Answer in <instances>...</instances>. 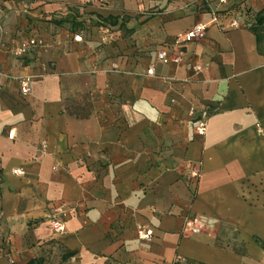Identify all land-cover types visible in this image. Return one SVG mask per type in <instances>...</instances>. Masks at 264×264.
I'll list each match as a JSON object with an SVG mask.
<instances>
[{
	"label": "crops",
	"instance_id": "0c3cea01",
	"mask_svg": "<svg viewBox=\"0 0 264 264\" xmlns=\"http://www.w3.org/2000/svg\"><path fill=\"white\" fill-rule=\"evenodd\" d=\"M227 1L0 0V264H264V0ZM196 24L200 72L157 61Z\"/></svg>",
	"mask_w": 264,
	"mask_h": 264
},
{
	"label": "built area",
	"instance_id": "2783aa9c",
	"mask_svg": "<svg viewBox=\"0 0 264 264\" xmlns=\"http://www.w3.org/2000/svg\"><path fill=\"white\" fill-rule=\"evenodd\" d=\"M84 4H92L95 0H82ZM227 0H219V3L221 5L227 4ZM228 26L230 28H239L242 26V21L240 18H234L232 19ZM205 30L206 25L204 24H196L193 26L189 31L184 33L183 35H179L173 44V51L171 53H168L167 51H160L156 55L157 61L163 63V64H184L186 69L192 70L196 73L201 71V67L198 65H192L189 63H184L183 61V47L185 43L191 42V41H199L204 39L205 37ZM73 40L75 42H81L82 38L81 36H74ZM33 48H45V43L42 39L39 38H30L24 41H21L17 48L14 51V55L17 58L23 57L30 49ZM115 68V67H114ZM148 75L153 74V67L147 70ZM2 75L0 70V76ZM42 76H28L24 78H20L19 85H20V93L22 96H26L30 92V82L36 78H41ZM189 115H192V112L189 113ZM260 132V131H259ZM195 133L198 136H204L206 133V121L204 118L199 119V121L196 124L195 127ZM44 146V144H42ZM189 167L190 170V176L192 178H197L199 171L198 169L194 167ZM12 174L15 176H24V172L20 169L13 170ZM63 211H55L50 217H49V223L52 229V232L54 235H61L64 233V225L62 222V218L64 216ZM208 226V219H206L203 216H196L194 218L186 219L184 222L183 229L191 234H199L202 231H204ZM136 234L137 237L141 240L150 242L152 238V231L149 228L143 227V226H137L136 227Z\"/></svg>",
	"mask_w": 264,
	"mask_h": 264
},
{
	"label": "trees",
	"instance_id": "16d2710c",
	"mask_svg": "<svg viewBox=\"0 0 264 264\" xmlns=\"http://www.w3.org/2000/svg\"><path fill=\"white\" fill-rule=\"evenodd\" d=\"M264 24V17H261V18H259L258 19V21H257V25H258V28H254V34H255V36H256V38H257V40L260 42V37L258 36L259 34H258V32H259V28H261V26Z\"/></svg>",
	"mask_w": 264,
	"mask_h": 264
}]
</instances>
